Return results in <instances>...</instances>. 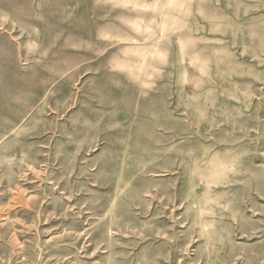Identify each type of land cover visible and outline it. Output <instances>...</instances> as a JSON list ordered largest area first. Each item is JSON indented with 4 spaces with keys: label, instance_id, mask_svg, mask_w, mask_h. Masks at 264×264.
Listing matches in <instances>:
<instances>
[{
    "label": "rangeland",
    "instance_id": "374dc122",
    "mask_svg": "<svg viewBox=\"0 0 264 264\" xmlns=\"http://www.w3.org/2000/svg\"><path fill=\"white\" fill-rule=\"evenodd\" d=\"M0 264H264V0H0Z\"/></svg>",
    "mask_w": 264,
    "mask_h": 264
}]
</instances>
